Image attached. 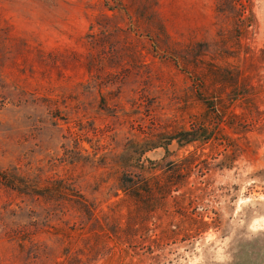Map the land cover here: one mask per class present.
I'll list each match as a JSON object with an SVG mask.
<instances>
[{
  "label": "rangeland",
  "instance_id": "1",
  "mask_svg": "<svg viewBox=\"0 0 264 264\" xmlns=\"http://www.w3.org/2000/svg\"><path fill=\"white\" fill-rule=\"evenodd\" d=\"M0 264H264V0H0Z\"/></svg>",
  "mask_w": 264,
  "mask_h": 264
},
{
  "label": "trees",
  "instance_id": "2",
  "mask_svg": "<svg viewBox=\"0 0 264 264\" xmlns=\"http://www.w3.org/2000/svg\"><path fill=\"white\" fill-rule=\"evenodd\" d=\"M36 195H40V194H36ZM82 211L85 212L87 214V216H93L94 211H92V207L90 206H85L84 208H82Z\"/></svg>",
  "mask_w": 264,
  "mask_h": 264
}]
</instances>
